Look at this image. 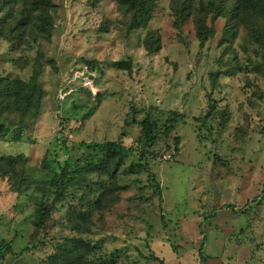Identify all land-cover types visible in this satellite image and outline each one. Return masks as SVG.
Returning a JSON list of instances; mask_svg holds the SVG:
<instances>
[{
  "label": "rangeland",
  "instance_id": "obj_1",
  "mask_svg": "<svg viewBox=\"0 0 264 264\" xmlns=\"http://www.w3.org/2000/svg\"><path fill=\"white\" fill-rule=\"evenodd\" d=\"M36 1L0 7V77L44 91L0 114V264H264V14L158 0L129 31L117 0H50L45 40Z\"/></svg>",
  "mask_w": 264,
  "mask_h": 264
},
{
  "label": "trees",
  "instance_id": "obj_2",
  "mask_svg": "<svg viewBox=\"0 0 264 264\" xmlns=\"http://www.w3.org/2000/svg\"><path fill=\"white\" fill-rule=\"evenodd\" d=\"M19 0H0L1 11L4 10L3 6L9 4H15ZM119 6L126 13L132 15V22L129 25V31L137 29H143L148 26L153 17V10L158 0H117ZM253 4L257 11H259V17L264 14V0H246ZM215 5V3H211ZM33 6L36 12V23L38 35L45 40H50L51 28L53 26L52 16L50 13L51 9H54V5L50 0H39L33 2ZM36 6V7H35ZM0 11V12H1ZM24 30L26 25L21 19L16 28H13L10 33H14L16 30ZM198 35L202 43L209 40L214 35V31L209 29L206 25L205 19L202 17L198 20ZM215 80H213L214 83ZM44 91L37 81V77H32L29 81H23L21 79H8L0 77V114L4 112H18L20 115H27L30 112H37L41 107V100L43 98ZM143 132L146 142L151 145L156 140L154 133V125L149 119H145L142 123ZM180 138H175L176 147L179 145ZM108 154L114 155V153H120V148L115 143H107L104 147ZM103 166H107L108 163H102ZM119 166V165H118ZM117 166V169L119 168ZM55 203H58L62 199V194L56 192ZM48 216V208L46 203H41L38 208V224L39 226L44 225ZM12 252V248L9 244L5 247L0 248V258L5 253ZM56 258V257H53ZM157 259V258H156ZM58 264V263H53Z\"/></svg>",
  "mask_w": 264,
  "mask_h": 264
}]
</instances>
